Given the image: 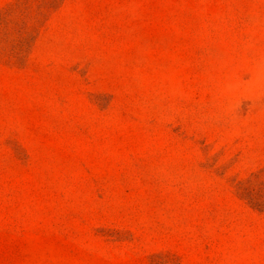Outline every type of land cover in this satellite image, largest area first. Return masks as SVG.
Segmentation results:
<instances>
[{"label": "rangeland", "instance_id": "1", "mask_svg": "<svg viewBox=\"0 0 264 264\" xmlns=\"http://www.w3.org/2000/svg\"><path fill=\"white\" fill-rule=\"evenodd\" d=\"M0 264H264V0H0Z\"/></svg>", "mask_w": 264, "mask_h": 264}]
</instances>
